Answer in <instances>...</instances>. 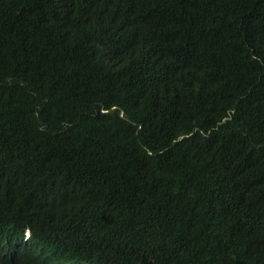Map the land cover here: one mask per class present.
Segmentation results:
<instances>
[{
    "label": "trees",
    "instance_id": "16d2710c",
    "mask_svg": "<svg viewBox=\"0 0 264 264\" xmlns=\"http://www.w3.org/2000/svg\"><path fill=\"white\" fill-rule=\"evenodd\" d=\"M0 264H264V0H0Z\"/></svg>",
    "mask_w": 264,
    "mask_h": 264
}]
</instances>
